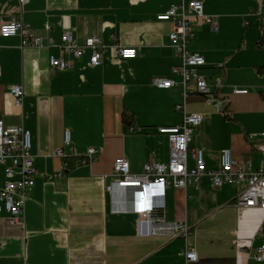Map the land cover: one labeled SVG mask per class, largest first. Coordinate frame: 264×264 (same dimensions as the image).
I'll use <instances>...</instances> for the list:
<instances>
[{
  "label": "crops",
  "instance_id": "obj_1",
  "mask_svg": "<svg viewBox=\"0 0 264 264\" xmlns=\"http://www.w3.org/2000/svg\"><path fill=\"white\" fill-rule=\"evenodd\" d=\"M200 1L215 28L195 22L188 49L204 59L199 73L225 114L202 96L183 97L180 87L152 85L155 79L179 80L171 73L180 64L168 39L172 27L156 20L171 2L30 0L21 5L0 0V26L18 16L47 46L21 48L18 37L0 38V120L30 132L37 172L23 210L24 228L0 216V264H187L180 255L187 243L197 256L191 264H254L247 247L261 243L252 239L264 228V211L236 209V186L213 189L202 177L185 189L166 188L165 221L185 223L188 238L139 237L137 217L112 213L105 192L103 177L111 174L117 158L128 161L131 174H139L152 155L159 163L168 161V140L157 128L180 124L184 112L203 117L188 148L203 151L207 169L219 168L222 150H230L240 163L249 161L253 170L264 162L257 150L264 145L258 136L264 133V7L258 15L264 0ZM66 31L78 45L93 36L100 39L106 51L98 67L90 65L88 51L77 59L61 54ZM114 45L135 48L138 55L114 58ZM49 56L71 67L50 68ZM216 79L222 87H216ZM10 86H21L20 106ZM233 87L248 94L233 95ZM124 113L134 116V125H125ZM65 131L69 146L64 145ZM248 135L256 137L249 140ZM91 148L99 151L96 160L74 166L73 157L86 161ZM58 149L71 168L47 180L62 168V160L51 156ZM188 166H194L190 153Z\"/></svg>",
  "mask_w": 264,
  "mask_h": 264
},
{
  "label": "built area",
  "instance_id": "obj_2",
  "mask_svg": "<svg viewBox=\"0 0 264 264\" xmlns=\"http://www.w3.org/2000/svg\"><path fill=\"white\" fill-rule=\"evenodd\" d=\"M30 0H18L23 5ZM171 2L169 9L156 16L159 22H167L172 29L168 35L169 43L175 50L180 64L171 69L172 75L178 81L170 79H155L152 85L158 89L180 87L183 97L191 94L202 96L212 105L216 112L227 113L217 97L209 90L206 79L199 73L205 66L204 59L191 53L188 45L194 38L193 24H209L215 28L214 17L204 13L200 0H164ZM264 6L260 4L258 15H261ZM264 24V17H262ZM18 37L21 48H47L43 39L37 37L32 29L22 22L18 16H13L0 26V38ZM61 54L75 59L83 56L85 51L90 53L89 62L93 67H98L106 48L98 37L87 38L82 45H78L70 31L61 36L59 46ZM112 56L122 60L135 59L138 50L135 48L114 45L110 48ZM48 65L56 70H66L71 63L61 58L49 56ZM217 67L221 68L219 64ZM216 87H222L221 80L216 79ZM9 92L17 106L22 104L23 92L21 86H10ZM233 95H246L248 90L239 87L232 88ZM180 107L177 106V110ZM203 117L200 113L184 112L180 124L171 127H159L157 133L167 137L168 161L159 163L152 160L145 164L139 174H131L129 163L124 158H117L112 166V172L104 176L108 181L105 192L109 196L111 212L115 214H133L136 219V232L139 237L163 236L165 238L184 237L190 235L185 223H169L165 221V191L168 186L176 189H185L189 184H196L200 178L208 177L213 189L224 186H236L239 193L234 199L233 206L239 210L259 209L264 211V162L253 170L251 163H240L232 157L230 150L220 153L219 168L209 170L206 167L204 154L201 149L189 151V143L193 132L201 125ZM130 132L135 129L130 127ZM264 138V133L258 135ZM252 140L256 135H248ZM64 145L69 146V132H64ZM31 135L22 126H6L0 120V168L3 170L4 183L0 186V216L5 215L13 226L24 228L23 210L26 199L31 193L36 170L33 167L31 154ZM257 150L264 154V145L257 146ZM192 155L193 167L188 166V154ZM99 151L88 149L85 160L74 156V166L95 161ZM54 158L62 160L61 170L47 180L62 177L70 170L67 155L62 149L51 153ZM122 197V199L120 197ZM259 240L257 247H247L248 261L254 264H264V228L261 226L252 242ZM187 264L196 262L197 256L194 248L187 243L180 254Z\"/></svg>",
  "mask_w": 264,
  "mask_h": 264
},
{
  "label": "trees",
  "instance_id": "obj_3",
  "mask_svg": "<svg viewBox=\"0 0 264 264\" xmlns=\"http://www.w3.org/2000/svg\"><path fill=\"white\" fill-rule=\"evenodd\" d=\"M122 118H123V122L125 123V125H128V126L134 125L135 119L133 115L124 113Z\"/></svg>",
  "mask_w": 264,
  "mask_h": 264
}]
</instances>
